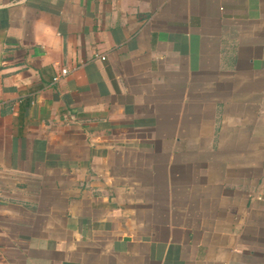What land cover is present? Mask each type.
Instances as JSON below:
<instances>
[{
	"label": "crops",
	"instance_id": "1",
	"mask_svg": "<svg viewBox=\"0 0 264 264\" xmlns=\"http://www.w3.org/2000/svg\"><path fill=\"white\" fill-rule=\"evenodd\" d=\"M0 264H264V0H0Z\"/></svg>",
	"mask_w": 264,
	"mask_h": 264
},
{
	"label": "built area",
	"instance_id": "2",
	"mask_svg": "<svg viewBox=\"0 0 264 264\" xmlns=\"http://www.w3.org/2000/svg\"><path fill=\"white\" fill-rule=\"evenodd\" d=\"M102 59H105L106 57L104 55L101 56ZM69 74V69L67 68H62L60 70V73H58L57 75H55L54 80L57 81L60 78L67 76Z\"/></svg>",
	"mask_w": 264,
	"mask_h": 264
}]
</instances>
